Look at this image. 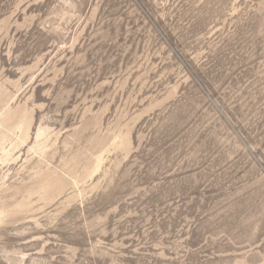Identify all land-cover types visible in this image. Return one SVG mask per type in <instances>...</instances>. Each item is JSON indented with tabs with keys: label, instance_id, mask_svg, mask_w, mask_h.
<instances>
[{
	"label": "rangeland",
	"instance_id": "1",
	"mask_svg": "<svg viewBox=\"0 0 264 264\" xmlns=\"http://www.w3.org/2000/svg\"><path fill=\"white\" fill-rule=\"evenodd\" d=\"M0 264H264V0H0Z\"/></svg>",
	"mask_w": 264,
	"mask_h": 264
}]
</instances>
